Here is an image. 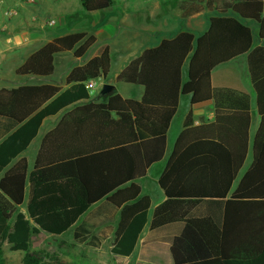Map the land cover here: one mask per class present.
Here are the masks:
<instances>
[{
	"label": "trees",
	"instance_id": "trees-1",
	"mask_svg": "<svg viewBox=\"0 0 264 264\" xmlns=\"http://www.w3.org/2000/svg\"><path fill=\"white\" fill-rule=\"evenodd\" d=\"M118 1L80 0V4L92 13L108 10ZM180 8L183 18L205 9L216 11V15L210 19L206 33L182 32L173 40H164L159 47L132 60L118 75L117 82L146 87L141 101L113 94L106 103L79 105L90 99L84 83L94 77L106 78L110 73L108 46H103L87 64L72 69L67 78L70 87L65 90L53 85L0 89V174L4 173L0 179V264H7L6 242L11 252L24 253V264H43V253L32 249L33 236L42 231L54 236L65 233L105 198L120 209L111 252L116 257L131 256L149 221L151 207L149 196L141 195L136 181L164 157L167 132L180 96L191 95L192 105H196L212 99L219 104L221 95L236 94L246 102L250 117L249 95L214 89L211 82L214 68L249 54L250 72L261 104L264 71H257L256 59L264 48H252L254 31L245 20L257 22L264 39V0H183ZM96 41L97 37L88 32L56 37L32 54L16 74L51 75L55 54L73 51L76 58H81ZM190 55L188 80L184 82L183 67ZM161 68L168 77L174 68V86L169 85L157 97L156 70ZM62 110V120L46 136L43 147L55 144L59 150L62 142L67 151H40L32 172L25 157L10 167L37 136L43 120ZM261 114L253 165L230 194L248 151H199L204 143V126L189 127V113V128L179 138L160 178L168 200L156 208L151 222L152 229L185 223L183 232L172 241L174 264H264V112ZM89 125L95 129L91 140L78 136L79 129ZM189 135L194 136L186 140ZM188 142L191 146L181 151ZM113 157L115 165L111 166ZM27 187L29 200L24 213L19 208L25 204ZM228 196L226 215L236 211L238 203L246 207L243 236L236 241L222 231L220 221L191 215L205 203L220 213ZM224 228L227 230V220ZM92 230V225L82 223L74 233L75 241L96 247Z\"/></svg>",
	"mask_w": 264,
	"mask_h": 264
},
{
	"label": "crops",
	"instance_id": "crops-1",
	"mask_svg": "<svg viewBox=\"0 0 264 264\" xmlns=\"http://www.w3.org/2000/svg\"><path fill=\"white\" fill-rule=\"evenodd\" d=\"M183 0H144L141 6V25L140 30L133 34L131 38L125 37L123 46L115 49L111 43L112 38L116 36L117 25L116 19L112 21L111 16L108 20H103V15L97 14L94 21V27L104 23L99 29L89 31L90 29H81L80 26H70L66 19H60L58 27L48 29L42 34L26 32L15 36L19 45L14 47L17 52L12 54L14 63L13 72H9L6 76L4 70L5 54L0 52V89H14L25 85H53L61 87L63 90L70 87L67 84V78L77 66L87 64L92 58L98 55L99 50L103 46H108L111 52V70L108 77L100 76L103 83L97 87L93 93H89L90 99L84 100L79 105L89 103L101 104L108 101V97L113 94H120L125 99L141 101L145 96L146 87L132 83L117 82L118 75L130 64V62L141 56L146 50L159 47L164 40H173L182 32H191L196 35L206 33L210 28V19L215 16L216 11L205 9L201 13L194 14L188 18L182 17V9L180 4ZM80 2V0H79ZM81 6V4H80ZM115 5L114 7H116ZM82 7V6H81ZM114 7L105 10L109 11ZM83 9V8H82ZM51 11H54L51 8ZM92 12V13H99ZM232 14H228L230 16ZM240 18V16L233 14ZM242 19V18H241ZM245 22L254 31L253 49L257 47L264 48V39L259 35V24L252 20ZM20 28V27H19ZM17 28V29H19ZM75 32H88L97 37L96 44L93 45L86 54L81 58H76L74 52H59L54 56V72L51 75H17L16 70L22 66L26 60L49 43L56 37H61ZM96 47V49H94ZM94 49L92 52H90ZM90 52V54H88ZM18 54V55H16ZM88 55V56H87ZM191 55L186 60L183 67V81L188 80V70ZM257 71H264V51H261L256 59ZM161 69H157V77L159 80L155 83L157 97L163 95V91L167 90L169 85L174 86V68L168 77L161 73ZM112 78L107 80L111 73ZM165 76V77H164ZM211 82L214 89L233 90L245 93L250 96V110L247 115L246 102L236 94L227 93L221 95L219 104L212 99L196 105H192L191 95H182L179 99L177 112L170 124L167 132V143L164 157L161 161L151 165L147 174L137 180V184L141 187V195L149 196L151 207L149 211V221L145 226L136 248L131 256L115 257L118 261L125 264H174L171 252L172 241L174 237L180 235L184 228V222H176L167 226L152 229L151 222L156 208L168 200L165 191L160 185V178L166 172L168 164L176 149L177 142L181 135L189 128L204 126L202 136L204 143L199 151H248L247 158L232 185L230 194L235 192L239 187L244 175L251 168L254 162V153L256 138L258 136L262 124V111L264 112V99L261 104L258 102V93L254 86L252 75L249 67V54L240 55L226 63H223L212 70ZM105 84L114 85V90L109 94H103L102 89ZM119 84L124 85L122 89H118ZM263 88L264 94V85ZM191 113L192 124L187 127L186 119ZM65 111L62 110L58 114L45 118L39 129L37 136L31 141L28 148L21 156H19L10 167L15 165L21 158L25 157L28 161L29 172H32L40 151H67L65 145L62 144L60 149H56L54 145L43 147L46 136L57 128L62 120ZM114 118H116L114 116ZM72 132L68 131L67 135ZM78 136L82 138L88 137L90 140L94 136L95 129L92 125L79 129ZM199 133L197 136H200ZM194 135H189L186 140H190ZM188 142L181 151H185L191 146ZM92 145V144H90ZM115 165V157L113 164ZM4 173L0 174V179ZM230 199L228 196L223 200L220 213L211 210L213 205L205 203L201 209L199 206L191 215L197 218L211 217L215 221H220L221 229L233 241L243 236V220L246 214V207L243 203H238L236 211L225 213V203ZM29 200V187L26 190V200L24 206L20 207V211L26 213V205ZM201 205V204H200ZM204 205V204H203ZM200 209V210H198ZM177 214V213H174ZM120 220V209L116 208L107 201V198L94 204L86 213H84L78 221L65 233L54 236L42 231L47 237L63 238L71 236L74 239L76 229L84 222L93 226L91 236H94L96 247L101 249L108 247L110 251L117 235L118 223ZM225 220H227V230L224 228ZM75 241V239H74ZM76 242V241H75ZM79 243V242H77ZM90 246L86 243H80ZM112 253V252H111Z\"/></svg>",
	"mask_w": 264,
	"mask_h": 264
},
{
	"label": "rangeland",
	"instance_id": "rangeland-1",
	"mask_svg": "<svg viewBox=\"0 0 264 264\" xmlns=\"http://www.w3.org/2000/svg\"><path fill=\"white\" fill-rule=\"evenodd\" d=\"M143 2L144 0H119L117 6L109 11L88 13L82 9L79 0H0V52L7 55L4 62L6 76L13 72L16 63L12 54L17 52L14 47L19 45V42L15 36L25 31L42 34L48 29L58 27L60 19H66L72 27L80 26L81 29L95 31L104 24H98L96 27L93 25L96 15L101 14L103 22L108 20V16H111L112 21L116 19L117 33L111 43L115 49H119L123 46L125 37L131 38L140 30ZM51 8L54 11H51ZM13 10L16 15H9ZM51 21L55 23L51 24ZM112 74L113 71L107 80L112 78ZM103 81L99 80L100 85ZM123 86L119 84L118 89ZM32 241V249L43 253V264H125L118 261L108 247L95 249L75 242L71 236L55 238L41 234L34 235ZM4 249L7 264H24L23 252H11L7 242Z\"/></svg>",
	"mask_w": 264,
	"mask_h": 264
},
{
	"label": "built area",
	"instance_id": "built-area-1",
	"mask_svg": "<svg viewBox=\"0 0 264 264\" xmlns=\"http://www.w3.org/2000/svg\"><path fill=\"white\" fill-rule=\"evenodd\" d=\"M30 1H33V0H30ZM8 14L12 15V16L16 15V11H14V10L10 11ZM54 23H55V21H51V24H54ZM99 80H101L100 77H94V78H91L88 81H86L84 83L86 90L89 93H93L97 89V87L100 85Z\"/></svg>",
	"mask_w": 264,
	"mask_h": 264
},
{
	"label": "water",
	"instance_id": "water-1",
	"mask_svg": "<svg viewBox=\"0 0 264 264\" xmlns=\"http://www.w3.org/2000/svg\"><path fill=\"white\" fill-rule=\"evenodd\" d=\"M114 90V85L111 84H105L102 89L103 94H109Z\"/></svg>",
	"mask_w": 264,
	"mask_h": 264
}]
</instances>
